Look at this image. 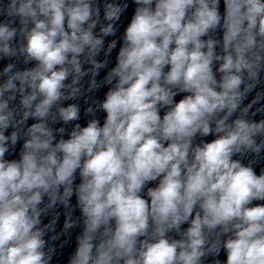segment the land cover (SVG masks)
Returning a JSON list of instances; mask_svg holds the SVG:
<instances>
[{"label": "clouds", "instance_id": "9594fccd", "mask_svg": "<svg viewBox=\"0 0 264 264\" xmlns=\"http://www.w3.org/2000/svg\"><path fill=\"white\" fill-rule=\"evenodd\" d=\"M132 4L105 47L126 2L104 0L102 23L97 0H0V59L36 62L0 71V264H52L57 237H45L59 213L41 217L57 206L64 234L82 225L67 264H264V204H253L264 170L234 158L264 154V119L252 118L264 107L244 103L264 83V0H224L223 17L219 0ZM89 74L84 91L108 90L65 139L50 124L80 119L61 101L83 95ZM18 144L19 159H6Z\"/></svg>", "mask_w": 264, "mask_h": 264}]
</instances>
